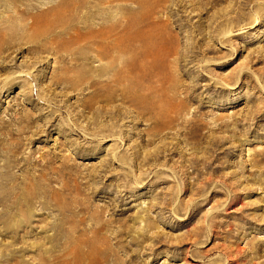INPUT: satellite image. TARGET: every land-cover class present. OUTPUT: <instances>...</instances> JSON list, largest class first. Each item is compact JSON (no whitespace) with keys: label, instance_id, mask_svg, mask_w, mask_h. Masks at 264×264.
<instances>
[{"label":"rangeland","instance_id":"obj_1","mask_svg":"<svg viewBox=\"0 0 264 264\" xmlns=\"http://www.w3.org/2000/svg\"><path fill=\"white\" fill-rule=\"evenodd\" d=\"M0 52V264H264V0H0Z\"/></svg>","mask_w":264,"mask_h":264},{"label":"bare ground","instance_id":"obj_2","mask_svg":"<svg viewBox=\"0 0 264 264\" xmlns=\"http://www.w3.org/2000/svg\"><path fill=\"white\" fill-rule=\"evenodd\" d=\"M243 1V0H242ZM245 1V0H244ZM245 3L243 4V8L245 7ZM38 19V18H37ZM4 29V28H3ZM37 29V28H36ZM38 30V29H37ZM102 31V30H101ZM105 31V30H104ZM108 31V30H107ZM109 32V31H108ZM102 33V32H101ZM97 34V33H96ZM103 34V33H102ZM108 34V33H107ZM109 34H110V32H109ZM3 35V34H2ZM107 36V35H106ZM109 36V35H108ZM4 37V36H3ZM6 37V36H5ZM100 38V37H99ZM102 38V37H101ZM100 38V39H101ZM11 39V38H10ZM12 40V39H11ZM101 40H103V39H101ZM8 41V40H7ZM14 41V40H13ZM88 45V44H87ZM67 46V45H66ZM94 46V45H93ZM85 47V46H84ZM47 48V47H46ZM61 48V47H60ZM40 49V48H39ZM121 49V43L118 41V44H114L113 46H110V47H104V46H99V47H97V46H95V47H92V46H86L85 48H82L79 52V54L78 53H76V54H78V55H81L82 56V58L80 57V58H78V59H76V62H75V65H76V63L77 62H80L79 63V65L82 67V69H84L83 67L85 66L86 67V65H89V63H90V56H91V54L93 55V53H97L98 55H99V57H100V61L99 62H101V59L104 57H108L109 56V54L110 55H112L111 53H115V52H117V53H119V50ZM52 50V49H51ZM50 50V51H51ZM69 50H71V49H69ZM73 50V49H72ZM74 50H76V49H74ZM2 51V50H1ZM42 51H44V50H42ZM77 51V50H76ZM121 51V50H120ZM67 52H68V50H67ZM75 52V51H74ZM1 53V52H0ZM7 53V52H6ZM58 53V52H57ZM72 53V52H71ZM2 54V53H1ZM67 54V53H66ZM69 54V53H68ZM67 54V55H68ZM61 55V54H60ZM64 55H65V52H64ZM71 56H72V54H71ZM74 56V55H73ZM76 56V55H75ZM113 56V55H112ZM79 57V56H78ZM109 57H111V56H109ZM70 58V57H69ZM80 59V60H79ZM123 61V60H122ZM127 61V60H126ZM71 62V61H70ZM70 62H68V63H70ZM73 62V63H74ZM72 63V62H71ZM116 63V62H115ZM120 63V62H119ZM100 64V63H99ZM110 64H112V63H110ZM109 64V65H110ZM66 65V64H65ZM72 65V64H71ZM78 65V66H79ZM69 66V65H68ZM111 66V65H110ZM113 66H114V64H113ZM67 68H69V67H67ZM66 68V69H67ZM101 68V67H100ZM104 68V67H103ZM106 68V67H105ZM108 68H109V66H108ZM111 68V67H110ZM123 68V67H122ZM112 69V68H111ZM150 69V66H148V67H146V64L145 65H142V62H137L136 60H133V61H131L127 66H126V68H124V69H122L121 70V76L120 77H118V80H119V82H122V81H124V79H125V76H124V78L122 77V75L125 73V74H135L134 75V77H129L128 79H127V81H130V82H133L134 84H135V86H136V88H138V87H142L141 85H139V83H138V80H137V76H136V74L137 73H139V74H141V77H143V78H145V77H147V75H148V71H150L149 70ZM68 70V69H67ZM66 70V71H67ZM118 70V69H117ZM71 71V70H70ZM86 70H84L83 71V73L85 72ZM108 71V70H107ZM106 71V72H107ZM66 73V72H65ZM83 73H81V75L83 76ZM86 74V73H85ZM77 75V74H76ZM87 75V74H86ZM66 76V75H65ZM78 76V75H77ZM79 76H80V74H79ZM127 76V75H126ZM130 76V75H129ZM73 77V76H72ZM94 77V76H93ZM75 78H77V77H75ZM80 78H81V76H80ZM84 78V77H83ZM89 78L91 79V77L89 76ZM100 78H101V76H97V78L96 79H98L99 81H100ZM62 79V78H61ZM78 79V78H77ZM95 79V80H96ZM81 80H83V79H81ZM89 80V79H88ZM94 80V81H95ZM114 80V79H113ZM66 81V80H65ZM78 81V80H77ZM76 81V82H77ZM93 81V82H94ZM71 82V81H70ZM73 82V81H72ZM82 82V81H81ZM114 82V81H113ZM66 83H69V82H66ZM75 83V82H74ZM116 83V82H115ZM78 84V83H77ZM77 84L76 85H73L72 83H70L69 85H71V87L73 86V87H75V89H77L78 87H80V86H77ZM93 84V83H92ZM120 84V83H119ZM94 85H96L97 87H99V88H96L95 89V91L94 92H96V91H101V92H103V89H104V86L102 85V83H100V82H96V84H94ZM111 85H112V83H111ZM82 86V85H81ZM91 86H93V85H91ZM134 86V85H133ZM77 87V88H76ZM83 87V86H82ZM70 88V87H69ZM85 88V87H84ZM135 88V89H136ZM81 90H82V88H81ZM80 91V90H79ZM112 92H109L108 93V96L107 97H103V95L101 96V98H102V100H103V102H106V103H109L113 98H120V99H122V100H124V101H128L130 98H132V94L130 95L129 94V92H123V91H121V92H119V91H114V90H111ZM135 91V90H134ZM145 91H147V95H143V96H145V98H146V96H148V98H149V95H151V93H150V89H146ZM113 93H115L114 95H112ZM131 93V92H130ZM144 93H146V92H144ZM106 94V93H105ZM142 94H143V91H142ZM96 94H94L92 97H90V98H88V99H84V100H82V103H81V105L84 107V108H87V109H92L94 106H95V104H96ZM158 98V97H157ZM150 99V98H149ZM144 100V99H143ZM109 101V102H108ZM146 102V101H145ZM150 102V101H149ZM144 103V101L141 103V102H139V101H134V100H132L131 101V105H137V106H139V107H141L140 109L142 110V108L143 109H149V108H146V107H148L146 104H143ZM147 104H148V102H147ZM171 105V104H170ZM175 105V104H174ZM149 106H150V104H149ZM154 108V107H153ZM105 109H102L101 111H104ZM152 111H154V110H156V108L155 109H151ZM151 110L149 109L148 111L151 113ZM107 111V110H106ZM160 115L162 116V117H164V118H166V121H164L163 123H168V127H169V125L170 124H174L175 122H177V119L176 118H172V117H170V118H167V113H168V111L166 112V109L165 108H163V107H160ZM153 114V113H152ZM169 117V116H168ZM155 118V117H154ZM161 124V123H160ZM147 156V155H146ZM142 158V157H141ZM96 230V229H95ZM99 230V229H98ZM96 231L95 233L96 234H98L99 233V231ZM94 233V232H93ZM96 249V248H95ZM96 256V255H95ZM96 261V260H95ZM78 263V262H77ZM96 263H97V261H96ZM90 264H93L92 262L90 263Z\"/></svg>","mask_w":264,"mask_h":264}]
</instances>
